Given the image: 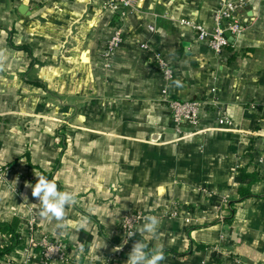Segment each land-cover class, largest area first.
Returning <instances> with one entry per match:
<instances>
[{"label": "crops", "instance_id": "crops-1", "mask_svg": "<svg viewBox=\"0 0 264 264\" xmlns=\"http://www.w3.org/2000/svg\"><path fill=\"white\" fill-rule=\"evenodd\" d=\"M109 2L0 0V166L14 168L0 182V223L22 232L35 218L72 250L52 264H126L140 239L163 245L161 264H264V0H246V29L227 35L221 57L182 20L212 30L222 0H138L122 20ZM119 26L125 39L108 68L102 52ZM142 43L174 68L171 83ZM214 87L217 105L176 134L163 90L210 100ZM35 175L77 193L67 231L40 216L26 186ZM176 205L181 218L166 216ZM136 211L161 223L153 235L137 231L143 222L125 243L120 219ZM13 245L0 233V250ZM26 248L13 246L0 264H23Z\"/></svg>", "mask_w": 264, "mask_h": 264}, {"label": "built area", "instance_id": "built-area-1", "mask_svg": "<svg viewBox=\"0 0 264 264\" xmlns=\"http://www.w3.org/2000/svg\"><path fill=\"white\" fill-rule=\"evenodd\" d=\"M138 0H110L109 7L114 12H120V20L127 17V15L135 12ZM247 5L246 0H222L220 7L214 14V27L212 30H207L200 24L182 20V24L190 25L197 31V38L201 42L208 44L210 50L218 57H221L230 42L227 35L238 38L246 29L242 22L241 12ZM150 30L154 32V28ZM125 39L123 27L119 26L114 31L113 35L108 39L104 50L102 52L105 66L110 67L112 60L116 55L118 48L123 44ZM141 48L148 52L150 62L157 65L160 74L167 83H171L175 76L174 68L166 61L160 52L154 51L147 43H142ZM214 94L210 100H177L171 97L169 89L163 90V97L168 104L171 112L174 129L176 134H181L182 129L186 126L197 127L201 120V114L207 106H216L218 98V89L216 87L211 89ZM221 125L230 124L229 118L224 114L219 120ZM13 166L6 164L0 166V182L9 183V175L13 172ZM228 200L224 199L223 203L227 204ZM181 209L178 205L174 206L173 210L166 214L170 218H181ZM152 215L146 212H130L125 214L120 219V229L126 239L129 231H136L138 227L145 222L144 217ZM153 216V215H152ZM21 239L26 242L25 260L23 264H33V252L37 251L39 254L40 264H52L53 262L67 263L71 260L72 250L63 242L49 237L40 231L35 218L31 217L28 220L27 229L19 232ZM82 247L78 246L77 250L81 251ZM219 251V247L215 248ZM115 258L113 256L106 257L101 264H114ZM235 263L239 264L240 259H235ZM5 264H12V260L8 259Z\"/></svg>", "mask_w": 264, "mask_h": 264}, {"label": "clouds", "instance_id": "clouds-1", "mask_svg": "<svg viewBox=\"0 0 264 264\" xmlns=\"http://www.w3.org/2000/svg\"><path fill=\"white\" fill-rule=\"evenodd\" d=\"M38 179L35 185L27 184L32 188V197L39 201L40 216L42 218H53L58 221L56 227L63 231L68 230V223H65L66 208L73 205L77 198V193L74 191H61L55 181L49 180L44 175H35ZM25 200L28 197L25 195ZM145 223L137 231L140 233H150L155 235L161 223L156 216L144 217ZM137 234L136 231L127 233L125 243ZM165 249L163 245H158L149 248L148 244L143 240H136L131 246L128 253L126 264H161L165 259Z\"/></svg>", "mask_w": 264, "mask_h": 264}, {"label": "trees", "instance_id": "trees-1", "mask_svg": "<svg viewBox=\"0 0 264 264\" xmlns=\"http://www.w3.org/2000/svg\"><path fill=\"white\" fill-rule=\"evenodd\" d=\"M18 49H27L25 46H17ZM29 50V49H28ZM243 199L248 197L247 195H242L241 196ZM17 224V223H16ZM15 223L8 224V223H0V233H9L12 235V239L14 240V245H19L20 243L23 242L21 239L20 233L16 232V225ZM13 246L7 247L4 250H0V258L3 257L4 255L10 253L12 250Z\"/></svg>", "mask_w": 264, "mask_h": 264}, {"label": "rangeland", "instance_id": "rangeland-1", "mask_svg": "<svg viewBox=\"0 0 264 264\" xmlns=\"http://www.w3.org/2000/svg\"><path fill=\"white\" fill-rule=\"evenodd\" d=\"M10 165V164H9Z\"/></svg>", "mask_w": 264, "mask_h": 264}]
</instances>
